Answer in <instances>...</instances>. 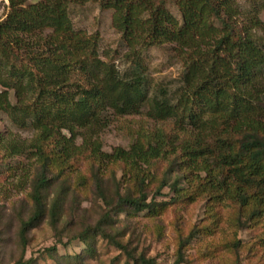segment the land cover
<instances>
[{
	"label": "trees",
	"instance_id": "trees-1",
	"mask_svg": "<svg viewBox=\"0 0 264 264\" xmlns=\"http://www.w3.org/2000/svg\"><path fill=\"white\" fill-rule=\"evenodd\" d=\"M7 1L0 114L31 132L10 141L0 132L4 167L23 171L22 198L9 212L0 209V248L13 246L9 261L34 264L26 249L33 230L46 224L56 244L66 238L85 246L74 255L47 248L60 263L94 258L101 238L124 264H159L139 249L136 228L115 226L113 216L145 212L159 220L174 204L204 200L198 223H172L173 264H189L187 251L202 242L212 250L203 258L251 262L256 243H243L237 232L259 228L264 245V0H245L247 8L239 0ZM90 2L111 11L124 49L112 52L124 68L101 58L97 31L74 27L72 15ZM151 47L181 62L175 87L152 88L145 64ZM141 114L162 126L141 127L128 147L103 149L110 124ZM16 156L25 161L11 165ZM165 187L174 195L157 200ZM81 188L93 194L97 217L86 208L76 215ZM162 230L155 226L157 235Z\"/></svg>",
	"mask_w": 264,
	"mask_h": 264
},
{
	"label": "rangeland",
	"instance_id": "rangeland-1",
	"mask_svg": "<svg viewBox=\"0 0 264 264\" xmlns=\"http://www.w3.org/2000/svg\"><path fill=\"white\" fill-rule=\"evenodd\" d=\"M33 1V0H30ZM240 4L247 8L245 0H239ZM82 8V7H81ZM78 9L76 14L72 15V21L76 29L85 30L87 33L97 31L101 38L100 40V56L103 60L111 62L114 61L120 68L125 67L123 59H119V55L112 52L113 49L119 48L120 34L111 26V11L101 9L96 3H87L82 9ZM8 1L0 0V20L5 17L8 12ZM172 11L178 17V13L174 7ZM261 19L264 24V11L261 13ZM264 36V30H261ZM124 51L122 47L119 48V52ZM171 52L164 48L151 47L148 49L145 64L147 66V73L149 74L152 82L150 83L152 88L156 89L158 85L175 87L182 72L181 62L177 58H172ZM146 116L133 115L127 117V121H114L110 124L101 134L103 149L110 151L114 146L128 147L132 142V139L136 136L137 131L142 128H154L162 126V122L157 123L155 121L147 122ZM0 132L1 136L5 140H11L12 137L27 138L31 135V132L27 129H20L14 126L5 114H0ZM5 150L0 145V165L3 168L0 175V209L4 212H9L12 205L22 198L21 186L19 183L22 180L23 171L21 167L14 169H6L4 163L8 161L5 157ZM19 160L24 162L25 159L22 156H16L11 159V165H14L15 161ZM72 176L70 177V181ZM19 185V186H16ZM78 197H81L80 206L78 209H82L76 215L81 216L83 209L86 208L89 211V215L92 214L97 217L96 207L93 205L94 196L91 191L87 190L83 193L82 188L76 191ZM174 195L168 187L162 190V194L157 196V200H169ZM70 194L67 195L66 201L69 205ZM98 204H102L98 202ZM174 209L162 219H150L145 215V212H141L132 218H127L125 214L113 216L112 222L119 228L127 227L129 230L132 227L136 228V233L139 237V249L145 250L147 255L154 256L159 264H173L174 262V239H173V224L187 226L188 224L198 223L204 215V200H197L192 204H174ZM159 217V216H158ZM173 223V224H172ZM160 224L163 227L162 234L157 235L155 232V226ZM190 227V226H189ZM184 229V228H183ZM187 230V229H184ZM259 228L241 229L237 232V237L241 239L243 243L251 244L255 241L256 245L253 248V254L255 255L251 262L244 261V264H264V245L260 246L259 239H256L260 233ZM32 240L27 246L25 257L32 256L35 258L34 264H65L60 263L58 260L51 257L47 251V248L53 247L55 244L56 252L59 255H74L80 254L85 248L84 244L79 240L67 241L64 238V242L56 244L52 235L51 228L48 225L33 230ZM253 244V245H254ZM96 254L94 258L86 257L82 264H124V255L119 250L109 244L107 241L98 238L96 248ZM187 254L190 255L191 261L189 264H222L221 260L217 257L203 258L206 253H212L211 249H206L203 242L194 244L193 248H189ZM197 249H200L201 253H204L201 257H196ZM13 252V246L8 245L0 248V261L1 264H12V259L9 261V256ZM221 261V262H220ZM71 264H80L79 262H71ZM183 264V263H182Z\"/></svg>",
	"mask_w": 264,
	"mask_h": 264
}]
</instances>
